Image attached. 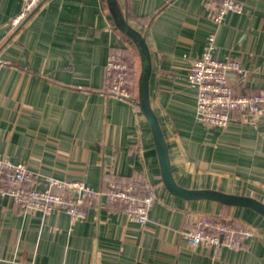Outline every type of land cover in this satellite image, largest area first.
I'll list each match as a JSON object with an SVG mask.
<instances>
[{"label":"crops","instance_id":"crops-1","mask_svg":"<svg viewBox=\"0 0 264 264\" xmlns=\"http://www.w3.org/2000/svg\"><path fill=\"white\" fill-rule=\"evenodd\" d=\"M221 0H115L150 56L149 103L175 184L264 204V117L234 114L229 127L196 117L192 63L215 35V57L249 70L238 93L264 92V0H239L223 24L208 16ZM24 0H0V157L26 163L31 183L47 177L104 190L144 179L156 203L145 228L103 201L84 221L67 213L24 214L0 198V264H264V215L242 205L185 199L164 183L151 124L140 105L139 47L118 26L109 0H44L13 30ZM111 54L130 61L136 101L109 96ZM128 59V60H127ZM204 217L254 229L242 249H192L182 236Z\"/></svg>","mask_w":264,"mask_h":264},{"label":"built area","instance_id":"built-area-1","mask_svg":"<svg viewBox=\"0 0 264 264\" xmlns=\"http://www.w3.org/2000/svg\"><path fill=\"white\" fill-rule=\"evenodd\" d=\"M44 0H24L22 12L11 20L13 30L41 6ZM209 18L217 25L224 23L230 13L241 14L244 4L239 0H221L217 7L207 4ZM216 38L211 35L205 52L196 59L188 74L189 85L197 90L196 117L204 126L226 130L234 114L253 119L264 117V92L258 94L238 93L250 77L249 70L239 61H221L215 57ZM133 68L119 54H111L106 64L109 96L136 101L131 93ZM36 172L24 163L14 164L0 157V198H10L24 214L67 213L72 220L84 221L90 210L103 201L126 213L130 221L142 228L149 223V214L156 203L153 185L144 179H114L104 190H97L84 182L57 180L47 177L46 188H37L31 181ZM255 231L246 225L221 221L210 217L198 219L182 236L192 249L209 247L218 252L223 247L242 249Z\"/></svg>","mask_w":264,"mask_h":264},{"label":"water","instance_id":"water-1","mask_svg":"<svg viewBox=\"0 0 264 264\" xmlns=\"http://www.w3.org/2000/svg\"><path fill=\"white\" fill-rule=\"evenodd\" d=\"M109 2L111 5V9L114 12L118 26L128 37H130L136 43L141 52L143 70L140 81V105L152 127L155 143L161 161L164 183L168 190L173 194L185 199H210L217 200L227 205L247 206L264 215V204H261L253 199L229 196L212 191L193 192L179 188L175 184L169 168L167 150L160 130V126L157 117L152 111L149 103L148 80L150 75V56L148 48L146 46L144 38L133 31L128 24L123 22L115 0H109Z\"/></svg>","mask_w":264,"mask_h":264},{"label":"trees","instance_id":"trees-1","mask_svg":"<svg viewBox=\"0 0 264 264\" xmlns=\"http://www.w3.org/2000/svg\"><path fill=\"white\" fill-rule=\"evenodd\" d=\"M128 60V59H127ZM130 62V61H129ZM131 64V63H130ZM215 219V218H214ZM216 220H221V221H230V220H226V219H216ZM232 223L236 224L234 221H231Z\"/></svg>","mask_w":264,"mask_h":264}]
</instances>
